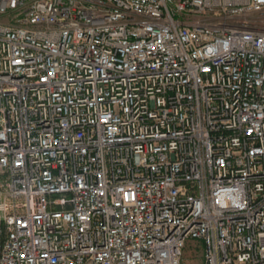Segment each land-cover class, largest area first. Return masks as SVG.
<instances>
[{"label":"built area","instance_id":"1","mask_svg":"<svg viewBox=\"0 0 264 264\" xmlns=\"http://www.w3.org/2000/svg\"><path fill=\"white\" fill-rule=\"evenodd\" d=\"M264 0H0V264H264Z\"/></svg>","mask_w":264,"mask_h":264},{"label":"rangeland","instance_id":"2","mask_svg":"<svg viewBox=\"0 0 264 264\" xmlns=\"http://www.w3.org/2000/svg\"><path fill=\"white\" fill-rule=\"evenodd\" d=\"M245 18L250 19L251 21H255L256 23H259L260 25H264V13H252ZM194 242H189L188 247H185L184 253H183V264H202V257L200 256V252L197 254H193L191 250V245Z\"/></svg>","mask_w":264,"mask_h":264}]
</instances>
